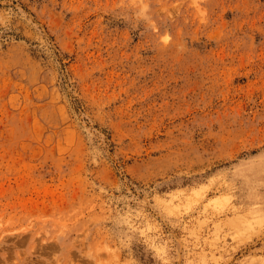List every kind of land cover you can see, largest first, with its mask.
I'll return each instance as SVG.
<instances>
[{"label": "rangeland", "instance_id": "obj_1", "mask_svg": "<svg viewBox=\"0 0 264 264\" xmlns=\"http://www.w3.org/2000/svg\"><path fill=\"white\" fill-rule=\"evenodd\" d=\"M0 264H264V0H0Z\"/></svg>", "mask_w": 264, "mask_h": 264}]
</instances>
